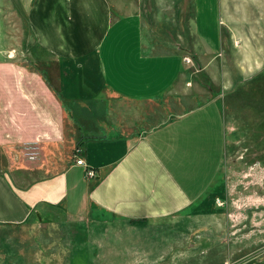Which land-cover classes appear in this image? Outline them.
<instances>
[{"label": "crops", "instance_id": "0c3cea01", "mask_svg": "<svg viewBox=\"0 0 264 264\" xmlns=\"http://www.w3.org/2000/svg\"><path fill=\"white\" fill-rule=\"evenodd\" d=\"M170 5L161 22L149 0H0V225L38 231L2 244L0 264L28 251L41 264H156L172 249L161 223H202L210 195L228 198L225 85H196L192 69L217 84L215 61H264V0Z\"/></svg>", "mask_w": 264, "mask_h": 264}, {"label": "rangeland", "instance_id": "374dc122", "mask_svg": "<svg viewBox=\"0 0 264 264\" xmlns=\"http://www.w3.org/2000/svg\"><path fill=\"white\" fill-rule=\"evenodd\" d=\"M149 2L154 15L163 22L171 0ZM166 27L172 32L175 43L178 29ZM165 46L170 50L169 46L173 45L167 42ZM230 55L235 54L231 52ZM195 63L198 70L195 66L192 69L193 83L209 86L215 94L225 85L220 95L226 123V146L219 178L224 176L229 183L228 198L219 202L210 195L204 209L215 213L202 223L196 217L174 220L167 226L161 223V226L169 227L167 233H171L172 249L168 247L163 251L164 258L156 264H238L247 257L264 254V140L260 138L261 133L264 134V61H215L217 84H213L208 73L201 69V61ZM245 69L249 71L245 72ZM104 93L103 97L115 105L125 103L106 91ZM5 164L6 157L0 152V169ZM220 187L219 192L222 191ZM0 228V246L36 244L38 231L34 225L8 224L0 225ZM3 256L0 252V258ZM13 256L14 259L23 256L26 264H41L37 252H14L10 258Z\"/></svg>", "mask_w": 264, "mask_h": 264}, {"label": "built area", "instance_id": "2783aa9c", "mask_svg": "<svg viewBox=\"0 0 264 264\" xmlns=\"http://www.w3.org/2000/svg\"><path fill=\"white\" fill-rule=\"evenodd\" d=\"M185 60L189 61L190 59L188 57H185ZM23 154L28 159H34L36 157V155H37V147H36V145H32V144L26 145L25 148H24ZM73 156H74V159H75V163L84 165L86 167V174L87 175L91 176V175L95 174L94 169L92 167L88 166L86 164V162L84 161V159L80 155L77 154V152H75L73 154Z\"/></svg>", "mask_w": 264, "mask_h": 264}, {"label": "trees", "instance_id": "16d2710c", "mask_svg": "<svg viewBox=\"0 0 264 264\" xmlns=\"http://www.w3.org/2000/svg\"><path fill=\"white\" fill-rule=\"evenodd\" d=\"M53 86H54V89L57 91V88H58L57 85H53Z\"/></svg>", "mask_w": 264, "mask_h": 264}]
</instances>
